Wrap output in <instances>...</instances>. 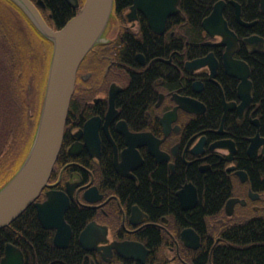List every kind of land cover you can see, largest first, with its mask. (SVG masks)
<instances>
[{"label":"flooded vegetation","instance_id":"1","mask_svg":"<svg viewBox=\"0 0 264 264\" xmlns=\"http://www.w3.org/2000/svg\"><path fill=\"white\" fill-rule=\"evenodd\" d=\"M223 1L222 14L237 37L234 58L245 61L246 52L262 54L264 0ZM32 2L50 25L45 2ZM113 3L116 8V0ZM134 5L135 0L119 5L121 12L110 17L80 64L61 149L43 192L56 191L67 197L64 219L71 228L70 240L76 235L82 264H220L215 252L225 254L228 246L239 251L249 247L232 245L226 237L228 229L253 223L247 217L264 224V188L258 185L262 176L259 172L252 178L243 165L229 123L247 120L254 126L252 119L258 127L259 117L251 109L253 102L242 113L224 103H241L235 97L240 80L225 71L227 45L220 44L222 37L201 26L208 13L201 19L199 37L190 42L184 39L189 17L182 0L164 25L159 24V32ZM3 7L9 10V20H19L31 31L26 12L11 0H0V131L8 130L7 138L13 132L27 131L28 137L42 106L51 41L32 35L30 43L38 51L32 58L25 55L22 43L4 22ZM245 22L252 24L246 27ZM246 35L261 39L247 46ZM209 54L216 61L213 74L210 64L188 66L189 61ZM137 77L152 92L139 116L129 113L126 98L133 95L127 90ZM179 96L194 98L199 106L188 111L179 105ZM213 105L218 124L210 120ZM249 143L244 147L247 160L259 167L264 160L263 145L250 156ZM216 167L221 171L218 179H226L228 194L222 200V211L213 213L206 211L208 188L199 181L207 182V187ZM43 192L39 201L46 198ZM231 199L236 200L228 212ZM73 210L80 213L76 233L70 221ZM86 230L82 240L90 248L80 244ZM49 231L53 243L55 230Z\"/></svg>","mask_w":264,"mask_h":264},{"label":"water","instance_id":"2","mask_svg":"<svg viewBox=\"0 0 264 264\" xmlns=\"http://www.w3.org/2000/svg\"><path fill=\"white\" fill-rule=\"evenodd\" d=\"M13 1L26 12L35 27L52 41L53 48L41 112L31 147L14 175L0 188V229L10 224L34 202L42 227L54 228L56 230L54 244L64 248L71 237V228L64 219V212L69 205L67 197L56 191H47V199L43 202L35 200L47 186L61 149L66 118L75 90L77 70L87 53L98 42L112 12L113 0H84L76 14L59 29H54L46 23L31 0ZM66 1L75 8L79 7V0ZM177 1L135 0L134 7L146 13L152 28L159 32L161 30L158 29L159 24L163 26L167 16L177 11ZM37 2L43 5L40 0ZM223 5L222 1H218L212 13L203 19L202 25L211 34H219L222 37L220 44L227 45L224 52L225 70L229 75L240 80L238 96L241 103L236 108L242 113L252 99L250 67L246 62L236 60L232 56L237 37L222 17ZM255 39L257 36H251L246 38L245 42L250 45V42ZM205 64H210L211 74H213L216 61L212 54L189 63L193 67ZM178 100L185 109L183 100L181 98ZM231 107L227 106V108ZM256 125L258 126V123ZM249 140L248 154L250 156L254 155L260 145H263L264 154V137L259 132ZM234 200L236 199L228 201L227 210ZM84 233H87V230L80 235V244L84 248H90L82 240ZM134 253H137V248L134 249ZM0 264H24L23 253L18 247L7 243Z\"/></svg>","mask_w":264,"mask_h":264},{"label":"trees","instance_id":"3","mask_svg":"<svg viewBox=\"0 0 264 264\" xmlns=\"http://www.w3.org/2000/svg\"><path fill=\"white\" fill-rule=\"evenodd\" d=\"M51 13L49 19L50 26L54 29L62 27L71 17L76 13V9L71 7L66 0H43ZM82 4L84 0H79ZM127 0H116V12H121L119 8L120 4H123ZM215 0H182L186 15L189 17L188 26L185 27V38L192 42L194 38H198L200 35V22L204 15H206ZM6 19V18H5ZM29 22V34L34 35L36 38H40V34ZM13 21V20H12ZM9 19H6L5 23L10 27V30L14 34L16 39L20 40L23 45V51L25 55L30 54L31 58L37 53L38 49L32 43H30L31 37L25 32H22L18 26ZM31 44V45H29ZM157 45V43H156ZM52 45L49 46L50 58ZM252 67L251 79L253 82V104L252 108L255 110V114L259 117L260 121V133L264 136V52L260 55L250 56L245 58ZM151 73L147 74V81H149ZM45 77V76H44ZM132 88L127 90L131 92L130 97L127 96L129 113L139 116L142 114V109L145 107L152 92L147 91L145 87L147 84H142L141 79L137 77ZM42 84H45L43 78ZM134 85V87H133ZM131 94V93H130ZM135 94V95H134ZM40 106L38 113L32 120L31 131L29 136L20 141H16L13 137H6L8 130H5V134L0 133V187L11 178L21 165L23 159L27 155L36 130L37 121L39 117ZM210 120L212 123L218 124L219 115H217L216 106H211ZM227 123V121H226ZM230 132L234 136L239 144L238 153L239 157L243 158V165L247 171L251 174L252 178H257L256 167L247 160L244 152L246 144V135L254 134L256 129L250 125L247 120L237 124L234 119L230 120ZM237 124V125H236ZM239 125V126H238ZM17 133L18 132H14ZM13 133V134H14ZM7 139V142H5ZM23 141V142H22ZM26 141V142H25ZM25 142V144H24ZM7 145L5 146V144ZM263 179L258 182V185L264 188V160L261 161L260 166ZM218 177L213 181L208 180V186L204 185L205 197L213 204H218L228 194V188H222L218 184ZM259 186V187H260ZM209 211V210H208ZM69 215V214H68ZM70 221L74 227L76 233L78 229V223L80 213L78 210H73L70 213ZM251 226V225H250ZM241 227L230 232V241L232 245H244L249 246L246 250L239 251L237 248L230 246L225 254L215 252L220 258V264H264V225L256 230H251V227ZM75 234L70 240L67 248H57L52 244V231L42 229L36 216L35 208L33 205L27 207L16 219L10 224L0 229V258L3 255L4 245L6 242H12L19 246L25 255V264H82L81 249L75 238ZM261 237V239L259 237ZM260 241V242H258Z\"/></svg>","mask_w":264,"mask_h":264},{"label":"bare ground","instance_id":"4","mask_svg":"<svg viewBox=\"0 0 264 264\" xmlns=\"http://www.w3.org/2000/svg\"><path fill=\"white\" fill-rule=\"evenodd\" d=\"M11 1H13V0H11ZM32 1V0H31ZM38 1V0H37ZM40 1H42L43 3H44V1L43 0H40ZM114 1V0H113ZM218 1H222L224 4H225V2L223 1V0H218ZM218 1H216L214 4H212V6H211V9L209 10V12H208V15L206 16V17H208L211 13H212V10H213V7H214V5L218 2ZM13 2H15V1H13ZM16 3V2H15ZM68 3V2H67ZM17 4V3H16ZM69 4V3H68ZM18 5V4H17ZM70 5V4H69ZM83 5V3L81 4L80 2H79V7H77V8H75V7H73V6H71V7H73L74 9H76V12L79 10V8L81 7ZM19 6V5H18ZM20 7V6H19ZM4 9H5V18L6 19H8L9 18V10L7 9V8H5V7H3ZM223 8H224V5H223ZM222 8V9H223ZM263 9H264V7H263ZM116 11H115V7H114V3H113V5H112V12H111V14H110V17L112 16V17H114V13H115ZM221 12H222V10H221ZM76 14V13H75ZM74 14V15H75ZM41 15V14H40ZM251 15L252 16H254V17H257V13L256 12H252L251 13ZM110 17H109V19H110ZM168 17V16H167ZM206 17H204V18H206ZM222 17H223V19L225 20V18H224V16H223V14H222ZM72 18V17H71ZM108 19V20H109ZM167 19V18H166ZM29 20H30V18H29ZM203 21V20H202ZM226 21V20H225ZM30 22H31V24L34 26V28L38 31V33L40 34V38H42V37H45L36 27H35V25L33 24V22L30 20ZM107 23H108V21H107ZM227 23V22H226ZM252 23L251 22H245L243 25L244 26H246V27H249L250 25H251ZM107 25V24H106ZM206 31H208L203 25H201ZM201 26H200V28H201ZM106 27V26H105ZM19 28H21V27H19ZM163 28V27H162ZM22 32H25L27 35H30L26 30H24V29H22L21 30ZM209 32V31H208ZM210 33V32H209ZM212 35H214V34H212ZM219 35V34H218ZM251 36H257V35H246L245 36V38H244V43L246 44V42H245V39L246 38H249V37H251ZM30 37H31V35H30ZM45 38H47V37H45ZM48 39V38H47ZM258 39H261L260 37H258L257 36V39H255V40H253L252 42H254V41H256V40H258ZM50 40V39H49ZM51 41V40H50ZM252 42H250V44L252 43ZM51 45H52V48H53V44H52V41H51V43H50ZM236 45H237V40H236ZM236 45H235V48H236ZM247 45V44H246ZM247 46H251V45H247ZM235 50V49H234ZM234 52V51H233ZM51 53H52V49H51ZM261 53H250V52H246L245 53V58H247V57H250V56H256V55H260ZM208 56V55H207ZM206 56V57H207ZM232 56H233V54H232ZM233 58H234V56H233ZM50 59H51V54H50V58H49V61H48V68H49V64H50ZM198 59V58H197ZM235 59V58H234ZM195 60V59H194ZM237 60V59H236ZM193 61V60H192ZM241 61H243V60H241ZM191 61H189L188 63H190ZM244 62H246V60L244 61ZM187 63V64H188ZM247 63V62H246ZM247 64H249V63H247ZM188 66H190L189 64H188ZM226 71V70H225ZM249 79H250V77H249ZM251 80V79H250ZM240 82V81H239ZM239 85V84H238ZM251 85H252V88H251V97H252V99H251V102H253V82L251 81ZM45 86H46V82H45ZM238 93V92H237ZM233 94V96H235V92H233L232 93ZM227 97H229V96H227ZM235 97H237V99L239 100V96L236 94V96ZM179 98H181L182 100H183V105H185V109L186 110H188V111H190V110H195V108L193 107V106H195V107H197V106H199V105H195V104H197V103H195V99L194 98H190V97H185V96H179ZM229 98H234V97H229ZM178 100V99H177ZM250 102V103H251ZM178 103H179V100H178ZM224 103L226 104V103H228L229 105H231L232 107H237V106H239L240 105V103H236V102H227V101H225L224 100ZM179 105H180V103H179ZM181 106V105H180ZM25 119H24V117L22 118V123H23V121H24ZM21 121H20V124H21ZM219 121V120H218ZM251 123L254 125V127H255V123H254V121L251 119ZM215 124V123H214ZM19 128H23L22 126H19ZM255 129H256V131H255V133L254 134H251V135H246L245 136V139H246V142L247 143H249L250 142V138H252V137H254V135L257 133V132H259V134L261 135V133H260V126H258V127H255ZM24 133L23 134H17V133H12V135H11V137H13L14 136V138L16 139V141H20L22 138H23V136H24V134L27 132V131H23ZM262 136V135H261ZM262 137H264V136H262ZM220 143H222V142H224V141H219ZM250 144V143H249ZM247 152H248V150H247ZM264 155V154H263ZM27 156V155H26ZM26 156H25V158H26ZM24 158V159H25ZM24 159H23V161H24ZM22 161V162H23ZM22 164V163H21ZM255 165V167H256V173L258 174L259 172H260V175L262 176V179H263V174L261 173V168L260 167H258L256 164H254ZM220 167H216V171H215V173L216 174H214V175H212L211 176V181H213L214 179H216L217 177H218V174H219V172L221 173V171H220V169H219ZM221 175V174H220ZM223 175H221V177H222ZM10 179V178H9ZM8 179V180H9ZM7 180V181H8ZM6 181V182H7ZM210 181V182H211ZM219 182H218V184L222 187V188H224V189H226V185H225V183H226V179H225V177L224 178H221L220 180H218ZM5 182V183H6ZM4 183V184H5ZM199 183L200 184H202V185H205V184H207V182H204L203 180L202 181H199ZM3 184V185H4ZM2 185V186H3ZM1 186V187H2ZM0 187V188H1ZM44 191V189L42 190V192ZM230 191L232 192V190L230 189ZM42 192L40 193V195L42 194ZM46 192L47 191H45V195H46ZM60 193V192H59ZM60 194H63V193H60ZM39 195V196H40ZM39 196H38V198H36V202H43L44 200H42V201H39ZM206 198V197H205ZM45 199H47V195H46V198ZM207 202V204H210V206H209V208H207L206 209V211L207 210H209L210 212H213V213H215V212H219V211H222V205H223V202L221 201V202H219L218 204H213L212 202H209V201H206ZM30 205H33L34 206V208H35V212H36V215H37V209H36V206H35V203L33 202L32 204H30ZM29 205V206H30ZM28 206V207H29ZM242 210V209H241ZM240 210V211H241ZM231 210L230 209H228V212H230ZM247 219H249V221L250 222H253V223H250V224H248L247 226H244V227H248V226H250L251 227V230L253 229V230H256L257 228H259L260 227V225L262 226V225H264L263 223H260V221L258 220V219H256L255 217H250V218H248L247 217ZM243 227V228H244ZM51 229H54V228H46V230H51ZM55 230V229H54ZM56 231V230H55ZM230 231L231 230H227L226 231V233L228 232V234H226V237H228V239L230 240V238H231V236L229 235L230 234ZM55 235V234H54ZM7 243H11V244H13L12 242H6L5 243V245L7 244ZM55 247H57V248H61V249H65V248H67L68 247V245H69V243H68V245L66 246V247H64V248H62V247H58V246H56L55 244H54V240H53V243H52ZM5 245H4V251H5ZM14 246H16V247H18L20 250H21V252L23 253V256H24V261H25V255H24V252L22 251V249L19 247V246H17V245H15V244H13ZM230 246H228L227 248H225L224 250H227L228 248H229ZM3 251V252H4ZM1 260V259H0Z\"/></svg>","mask_w":264,"mask_h":264},{"label":"rangeland","instance_id":"5","mask_svg":"<svg viewBox=\"0 0 264 264\" xmlns=\"http://www.w3.org/2000/svg\"><path fill=\"white\" fill-rule=\"evenodd\" d=\"M2 16V15H1ZM6 21V19L4 18V22ZM12 21V20H11ZM13 22V21H12ZM14 23L16 24V26H18V27H21V28H24V30H25V27H24V25L19 21V20H17V21H14ZM31 131V130H30ZM30 131H29V133H30ZM0 133H1V131H0ZM29 135V134H28ZM26 133L24 134V136H23V139H25L26 138ZM23 142V141H22ZM26 142V141H25ZM25 142H24V144H25ZM249 207V206H248ZM246 213L247 214H249V210L248 211H246Z\"/></svg>","mask_w":264,"mask_h":264}]
</instances>
